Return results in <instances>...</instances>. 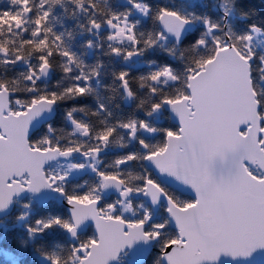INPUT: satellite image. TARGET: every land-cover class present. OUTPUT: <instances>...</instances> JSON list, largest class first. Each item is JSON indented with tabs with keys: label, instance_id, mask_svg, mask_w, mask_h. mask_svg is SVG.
Listing matches in <instances>:
<instances>
[{
	"label": "snow or ice",
	"instance_id": "6c2138e0",
	"mask_svg": "<svg viewBox=\"0 0 264 264\" xmlns=\"http://www.w3.org/2000/svg\"><path fill=\"white\" fill-rule=\"evenodd\" d=\"M13 212L39 264H264V15L0 0V242Z\"/></svg>",
	"mask_w": 264,
	"mask_h": 264
},
{
	"label": "trees",
	"instance_id": "16d2710c",
	"mask_svg": "<svg viewBox=\"0 0 264 264\" xmlns=\"http://www.w3.org/2000/svg\"><path fill=\"white\" fill-rule=\"evenodd\" d=\"M245 6L253 7L261 15H264V3H262L261 0H245ZM183 198L185 200L188 199L187 197H183ZM46 207H48V205ZM6 219H7L8 227L11 230L7 233V238L4 239L2 242H0V248L10 249L13 253L17 255L18 258H20V264H39V258L33 255L31 248H29L27 252L24 253H21V251L18 248V238L23 235V230L19 226L14 227V225L16 224L15 212H13L12 215L7 217ZM87 235L89 236L92 235L90 229L88 230ZM0 264H3L2 260H0ZM146 264H151V258H149V260L146 261Z\"/></svg>",
	"mask_w": 264,
	"mask_h": 264
},
{
	"label": "water",
	"instance_id": "95a60500",
	"mask_svg": "<svg viewBox=\"0 0 264 264\" xmlns=\"http://www.w3.org/2000/svg\"><path fill=\"white\" fill-rule=\"evenodd\" d=\"M171 123V122H170ZM185 195H189V197H191V195L190 194H185ZM57 205H61V204H59V202H57ZM38 206H43V205H38ZM63 206V205H62ZM91 230H92V232L94 231V228H91Z\"/></svg>",
	"mask_w": 264,
	"mask_h": 264
}]
</instances>
